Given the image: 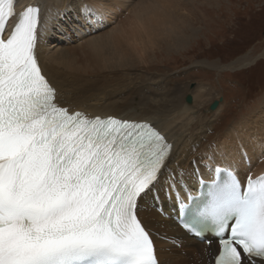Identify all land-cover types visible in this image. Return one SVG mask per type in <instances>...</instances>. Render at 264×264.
Here are the masks:
<instances>
[{"label": "snow or ice", "instance_id": "snow-or-ice-1", "mask_svg": "<svg viewBox=\"0 0 264 264\" xmlns=\"http://www.w3.org/2000/svg\"><path fill=\"white\" fill-rule=\"evenodd\" d=\"M14 4L0 0V264H160L139 202L174 146L146 121L60 106L40 8L9 32ZM179 211L184 228L216 237L215 264H264V175L242 184L226 169L203 205Z\"/></svg>", "mask_w": 264, "mask_h": 264}, {"label": "bare ground", "instance_id": "bare-ground-1", "mask_svg": "<svg viewBox=\"0 0 264 264\" xmlns=\"http://www.w3.org/2000/svg\"><path fill=\"white\" fill-rule=\"evenodd\" d=\"M76 1L78 0H16L17 15L10 20L8 31H11L18 22L19 14L28 6L39 7L42 71L57 88L59 105L70 111H83L90 117L115 116L146 121L174 146L168 167L159 182L139 202V217L154 240L160 264H165L169 256L167 247L170 240L182 245L186 259L191 254L195 264H214V256L220 250L218 243L208 248L181 230L175 221L178 215L177 203L181 199H187L189 194L196 195L201 180L214 181L215 169L218 167L234 170L245 184L249 174L253 178L264 175V166L254 169L256 162L264 158V148L261 147L258 151L253 149L254 142L259 141L262 133L238 126L225 131L208 145L205 140L214 127V121L191 132L198 109L197 105H192L194 100L192 104L187 103V106L183 104V92L176 89L173 92H154V88L151 92H143L140 88L139 92H131L133 88L125 87L126 83L116 88L101 77L105 71L117 76L127 75L126 71H130L132 66L137 67L136 61H142L144 54L160 43L167 44L168 49L185 44L187 33L184 26L187 23L184 22V14L178 13L177 9L170 13L162 9V13H157L149 7L144 10L138 8L140 10L133 14L134 22H131L128 17L122 19V6L128 0H97L91 3H75ZM181 18L183 23L179 24ZM108 22H112V26L103 32L80 39L81 44L93 50L104 43L109 45L103 60L96 55L92 65H83L77 57L70 60L58 58L61 54L60 46L68 41L70 30L80 36L104 29ZM249 65L250 63H246L242 67ZM75 76H81L80 80L85 78L83 84H79L83 92H77L80 89L74 87V83H77ZM107 88L109 89L106 90ZM198 94L200 96L201 92ZM135 96L140 99L137 101ZM220 110L221 105L212 114L218 115ZM163 190L171 193L173 190V198L167 192L164 202L161 196ZM154 197L161 199L170 208L175 222L169 219L166 223L157 217L152 209L156 203ZM161 200L159 210L163 211ZM151 217L157 220L152 223ZM206 240L212 239L209 237Z\"/></svg>", "mask_w": 264, "mask_h": 264}, {"label": "rangeland", "instance_id": "rangeland-1", "mask_svg": "<svg viewBox=\"0 0 264 264\" xmlns=\"http://www.w3.org/2000/svg\"><path fill=\"white\" fill-rule=\"evenodd\" d=\"M80 2L97 0H78L75 3ZM145 7L157 13H162V9L167 13L177 9L178 13L184 14V22L187 23L184 26L187 33L185 44L168 49L162 40V44L144 54L142 61H136L137 67L132 66L130 71H126L127 75L117 76L105 71L101 77L116 88L126 83L125 87L133 88L131 92H139L140 89L151 92L153 88L154 92H173L176 89L183 92V104L186 106V98L191 96L194 100L192 105H197L198 109L191 132L214 121V127L205 140L208 145L225 131L240 126L262 133L259 141L254 142L253 149L264 148V0H128L122 6V19L128 17L134 22L133 14ZM179 21L182 24L183 18ZM110 26L112 22H108L104 29L80 36L70 30L68 41L60 46L58 58L70 60L77 57L83 65H92L96 55L103 60L109 45L104 43L105 46L103 44L93 50L81 44L80 39L99 34ZM246 63H250L249 67H242ZM75 77L77 83L74 87L80 89L79 84H83L85 78ZM138 98L135 96L134 99L138 101ZM215 101L221 105L218 115L212 114L216 110L210 111ZM197 119L201 121L197 122ZM263 163L264 158L258 160L254 169L263 167ZM181 188L183 190V186ZM167 192L163 190L161 193L164 202ZM169 194L173 198V190ZM154 198L156 203L152 209L157 217L166 223L169 219L174 221L170 208L161 199ZM160 200L163 211L159 210ZM156 220L155 217L150 218L152 223ZM177 244L170 240L165 264H195L192 255L186 259L182 245Z\"/></svg>", "mask_w": 264, "mask_h": 264}, {"label": "water", "instance_id": "water-1", "mask_svg": "<svg viewBox=\"0 0 264 264\" xmlns=\"http://www.w3.org/2000/svg\"><path fill=\"white\" fill-rule=\"evenodd\" d=\"M193 98L191 97V96H188L187 98H186V103H188V104H192V100ZM219 101H215L211 106H210V111L212 112V111H215V110H217V108L219 107Z\"/></svg>", "mask_w": 264, "mask_h": 264}]
</instances>
